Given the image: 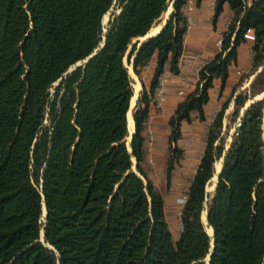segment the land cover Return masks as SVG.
Returning <instances> with one entry per match:
<instances>
[{
  "label": "trees",
  "instance_id": "16d2710c",
  "mask_svg": "<svg viewBox=\"0 0 264 264\" xmlns=\"http://www.w3.org/2000/svg\"><path fill=\"white\" fill-rule=\"evenodd\" d=\"M187 1L0 0V264H264V98L254 99L264 90V0H214L212 24L226 7L231 19L195 89L168 118L167 185L183 156L181 122L193 111L206 119L214 79L220 97L238 46L250 43L255 77L244 91L233 85L208 125L176 239L150 177L145 122L166 66L179 73ZM170 2L166 23L140 41ZM248 29L253 40L244 37ZM151 62L146 86L141 76ZM127 64L141 82L129 141ZM155 142L156 135L152 157Z\"/></svg>",
  "mask_w": 264,
  "mask_h": 264
},
{
  "label": "crops",
  "instance_id": "0c3cea01",
  "mask_svg": "<svg viewBox=\"0 0 264 264\" xmlns=\"http://www.w3.org/2000/svg\"><path fill=\"white\" fill-rule=\"evenodd\" d=\"M205 1L206 0H202L201 4L198 6H196L195 4L194 6H192V8H194L191 13L192 15H190L192 18L191 19L189 18V26L186 32V34L188 33L189 35V40L191 38L190 36L191 29L193 28L197 29L199 25L197 36L194 38L192 42L193 51L186 53V37H185L184 38V49H183V53L181 56V60L179 62V68H180L179 73L178 74L171 73L169 70V66H166L165 71H164V76L166 77V80H167V83H166L167 98L164 103L163 114L156 115V117L153 119V122H152V126L156 133L155 134L156 142H155V147H154V152H153L154 163L150 164L147 159V164L150 166V177L153 180L155 186H156V181H159L162 178V176L165 175L166 158L168 156V136L170 133V128L168 125V118L174 111L177 103L180 102L188 93L192 92L195 89L196 82H197V75L196 73H194L195 65L196 64L201 65L203 62H205V60L207 61L208 59L212 58V56L217 51L216 48L215 50H213V47L211 44H207V46H205L203 45L204 44L203 42L209 41L210 37L212 36L211 33L221 36L222 31H224L227 28L228 22L231 19V11L226 7L225 11L221 14L216 25L214 26L212 24V15L214 12V7L210 6L209 4H206ZM171 11H172V6L167 16L170 15ZM190 22L191 23L193 22L194 25L193 24L190 25ZM160 23L161 24H160L159 30L161 29L163 22H160ZM209 23H211L212 25L210 26ZM201 25L204 26L202 34H201V30H202ZM206 25L209 26L208 34L205 30ZM217 25L220 26L219 30L216 29ZM159 30H157L154 33H151L150 31L149 32L151 33V35H154ZM219 41H220L219 39L215 40V46L217 48L220 44ZM200 58L202 60H199ZM251 61H252V51H251L250 43L249 42L241 43L237 48L236 62L232 63L229 66V76L226 82V86L223 90V95L220 97L218 96L219 79L217 78L214 79L213 87L209 89V100L204 106V112H205L206 119L204 121H200L198 117V113L196 111H193L191 113L190 121L181 122V137L177 141V146L183 149V156L182 158L178 160V163L175 165L172 171V176H171L172 185H181V184L184 185L185 184L184 191L186 190L188 183L196 169V166L200 158V155L202 153L203 147L205 145V138L207 134L208 125L210 121L212 120V118L214 117L216 111L220 107V104L222 102V97L224 95L227 96L230 93L233 85H235L238 82L239 83L237 85V91L248 88L251 81L255 77L256 72L255 74H253V72L249 71L250 66H251ZM147 68L149 69L148 72H150L151 68H153L152 62L149 64V66H147ZM240 70H243V72H246L247 74V78L245 80L246 83L243 82L242 80L239 81L241 76L238 73V71ZM138 81H139L138 90H140L141 82L140 80ZM148 81H149V78L147 80H144V83L146 86L148 85ZM136 95L138 96L137 93ZM136 95H135L134 102L131 108L132 115H133V108L135 106L136 99H137ZM130 102H131V99H130ZM263 126H264V109H263L262 127ZM133 131H134V128H133ZM133 131L130 133L128 131V133L131 134L133 133ZM127 138H129V135ZM215 164H214L215 178L214 179L213 177L211 178L213 180H216V172L219 171V168L217 169L215 167ZM184 191L182 193H184ZM164 202H165L164 209H165V215H166L167 202L165 198H164ZM205 214H206V211H205ZM168 224H169L170 229L172 230L174 238L176 239L178 237L179 230L177 229V231L175 230L174 232L169 221H168ZM172 225H174V223ZM175 226L177 227L176 224Z\"/></svg>",
  "mask_w": 264,
  "mask_h": 264
},
{
  "label": "rangeland",
  "instance_id": "374dc122",
  "mask_svg": "<svg viewBox=\"0 0 264 264\" xmlns=\"http://www.w3.org/2000/svg\"><path fill=\"white\" fill-rule=\"evenodd\" d=\"M206 2V4H209L210 6H214V0H206L205 1ZM208 5V6H209ZM169 6H170V9H171V6H172V4H171V2H170V4H169ZM169 6L167 7V9H166V11L162 14V16H161V18H160V20H159V22H163L164 20H166V18H167V14L169 13V12H167V10H168V8H169ZM192 6H194V0H188L187 1V5H186V7H185V10H186V13H187V15L189 16V18L191 19L192 17L190 16V15H192L191 13H192V10L194 9V8H192ZM170 11V10H169ZM118 12V7H117V5L116 4H114L104 15H103V18H102V25H103V31H105L104 29H106V26H107V23H108V20L112 17V15L114 14V13H117ZM161 23H158L157 25H155V26H158V25H160ZM191 24H193V22L191 23L190 22V25ZM194 25V24H193ZM209 25L211 26L212 24L211 23H209ZM154 26V27H155ZM201 27H202V30H201V34H202V31H203V25H201ZM208 27L209 26H205V30H206V32H207V34H208ZM198 28H199V25H198V27H197V29H195V28H193V29H191V32H190V36H191V38H190V40H189V35H188V33L186 34V53H189L190 51H193V47H192V42H193V40H194V38L197 36V33H198ZM216 29L217 30H219L220 29V26H218L217 25V27H216ZM216 30V31H217ZM151 32V31H150ZM211 37H210V39H209V41L208 42H203L204 44L203 45H205V46H207V44H211L212 45V47H213V50H215V48L218 50L219 49V47H220V44H219V46H218V48L215 46V40L216 39H221V36L220 35H216V34H213V33H211ZM140 40V39H139ZM220 42V41H219ZM189 55V54H188ZM188 55H186V56H188ZM199 60H202L201 58L199 59ZM206 61V60H205ZM126 62V61H125ZM199 62H201V61H199ZM198 66H200L199 64L197 65H195V69H194V73H196V69L198 68ZM127 67H128V71H129V69L133 72V68H132V65L131 64H127ZM147 70H148V68H146V70H145V73H143L142 74V79L143 80H147L148 78H149V76H148V74H149V72L147 73ZM257 71H258V69H257ZM256 72V71H255ZM255 72H253V74H255ZM129 73H130V71H129ZM131 75V74H130ZM196 75H197V73H196ZM136 76V75H135ZM134 75H133V77H132V75H131V77H132V79H133V82H132V87H133V95L135 94L136 95V93L137 94H139V92H140V90H138V92L136 91V93L134 92V83H136L139 79H138V77L136 76L135 77ZM240 79H239V81H243V82H245L246 83V78H247V74H246V72H242L241 74H240ZM246 76V77H245ZM138 79V80H137ZM139 82V81H138ZM243 84V83H242ZM247 89V88H246ZM243 90V89H242ZM244 91V90H243ZM132 95V96H133ZM137 96V95H136ZM219 96V95H218ZM226 96L224 95L223 97H222V100L225 98ZM135 98V97H134ZM251 101V99H249L248 101H247V103L246 104H248L249 102ZM134 102V101H133ZM131 103V102H130ZM133 104V103H132ZM132 106V105H131ZM232 109H233V102H230V104H229V106H228V108L225 110V117H224V119H223V127H222V130H223V132H226L227 131V129H226V123L228 122V115L232 112ZM240 113H242V110H241V112ZM133 131V130H132ZM131 131V132H132ZM231 131H232V128L228 131V133H227V136H226V143L228 142V140H229V138H230V134H231ZM263 132H264V126H263ZM129 134V133H128ZM263 137H264V134H263ZM128 139V138H127ZM219 161V159L217 160V161H215V163L216 162H218ZM148 162L151 164V163H154V159L152 158V160L151 161H149L148 160ZM177 163H178V161H177ZM176 163V164H177ZM175 164V165H176ZM172 182L170 181V183H169V185H167V183H166V179H165V175L164 176H162V178L159 180V181H156V188L162 193V195H163V198H165L166 199V202H167V212H166V217L168 218L167 220L170 222V224H171V226H172V229L174 230V232H175V230L177 231V229L179 230V221H178V210H179V206H178V204H177V202H176V200H175V198H176V196L177 195H179V194H181L183 191H184V189H185V184L183 185V184H181V185H172L171 184ZM215 184H216V180H209V182L207 183V185H206V192H209V193H211V192H213V190H214V188H215ZM211 186H212V189H211ZM43 208L44 207H42V216H41V220L42 221H44V210H43ZM203 213V212H202ZM204 213H205V210H204ZM174 223V225H172ZM175 224L177 225V227L175 226ZM210 227V226H209ZM41 238H43L42 236H41Z\"/></svg>",
  "mask_w": 264,
  "mask_h": 264
},
{
  "label": "built area",
  "instance_id": "2783aa9c",
  "mask_svg": "<svg viewBox=\"0 0 264 264\" xmlns=\"http://www.w3.org/2000/svg\"><path fill=\"white\" fill-rule=\"evenodd\" d=\"M188 16V15H187ZM188 23H189V16H188ZM244 37L248 40H253L254 39V33L251 29H248L244 33ZM200 66L196 69V73L198 71ZM243 70L238 71L239 74H241ZM166 77L162 75L159 79L158 86L156 88V91L154 93V99H155V104L153 110L149 113L147 120L145 122V148H146V153H147V158L149 161L152 160V150L154 146V141H155V133L153 130L152 122L153 119L156 117L158 114H163V107L164 103L166 100ZM176 202L179 207L183 205L185 202V194L181 193L176 197ZM180 209V208H179ZM178 221H179V227H180V218H179V213L180 210H178Z\"/></svg>",
  "mask_w": 264,
  "mask_h": 264
},
{
  "label": "bare ground",
  "instance_id": "6f19581e",
  "mask_svg": "<svg viewBox=\"0 0 264 264\" xmlns=\"http://www.w3.org/2000/svg\"><path fill=\"white\" fill-rule=\"evenodd\" d=\"M169 10H170V6H169L167 12H169ZM159 28H160V25L155 26V27H152V28L150 29V31H151V33H154V32H156L157 30H159ZM129 71H130V74L132 75V77H133V75L135 76V74H134L130 69H129ZM130 74H129V75H130ZM135 77H136V76H135ZM133 85H134V92L136 93V91H137L138 88H139V83H138V81H137L136 83H134ZM134 97H135V94L131 97V105H132V103H133V101H134ZM127 113H128V114H127V129H128V131H129V133H130V132L133 130V128H134V120H133V115H132L131 109H129ZM263 134H264V132H263ZM215 167H216L217 169L219 168V170H220V168H221V159H219V161L215 164ZM214 178H215V175L213 176V179H214ZM213 179H211V180H213ZM211 189H212V186H211ZM43 210H44V208H43ZM201 217H202V221H203L204 226H205V230H206L209 234H211V233H212V228L209 227V226L207 225V223H206V214L204 213V211H203V213L201 214Z\"/></svg>",
  "mask_w": 264,
  "mask_h": 264
},
{
  "label": "water",
  "instance_id": "95a60500",
  "mask_svg": "<svg viewBox=\"0 0 264 264\" xmlns=\"http://www.w3.org/2000/svg\"><path fill=\"white\" fill-rule=\"evenodd\" d=\"M169 17V15L167 16V18ZM167 18H166V20L165 21H163V24H162V26L166 23V21H167ZM148 36H151V33L150 32H148L145 36H143V37H139L138 39H140V41L141 40H143L144 38H146V37H148ZM91 56V55H90ZM80 62H78V63H76V64H79ZM260 98H264V90L262 91V92H260L259 94H257L256 96H254V99H260ZM252 101V100H251ZM250 101V102H251ZM132 108V106H131V103L129 102V108H128V110L129 109H131ZM131 136H132V133L131 134H129V138H128V140H130V138H131ZM221 163H222V158H221ZM220 171V170H219ZM218 171V172H219ZM218 172H216V180H217V174H218ZM42 206L44 207V217H45V215H46V207H45V203H44V201H43V204H42ZM201 219H202V217H201ZM203 222V221H202ZM206 223H207V221H206ZM204 224V223H203ZM207 232V231H206ZM208 233V232H207ZM208 235L210 236V237H213V231H212V233L211 234H209L208 233ZM41 236L43 237V230L41 231ZM213 239H212V241H211V245L213 246ZM209 257H210V254H208L207 255V262H208V260H209Z\"/></svg>",
  "mask_w": 264,
  "mask_h": 264
},
{
  "label": "clouds",
  "instance_id": "9594fccd",
  "mask_svg": "<svg viewBox=\"0 0 264 264\" xmlns=\"http://www.w3.org/2000/svg\"><path fill=\"white\" fill-rule=\"evenodd\" d=\"M43 207V206H42Z\"/></svg>",
  "mask_w": 264,
  "mask_h": 264
}]
</instances>
